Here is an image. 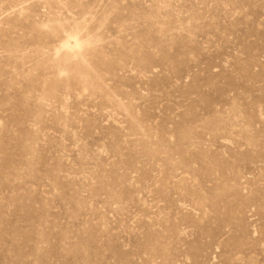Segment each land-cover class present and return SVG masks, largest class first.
I'll list each match as a JSON object with an SVG mask.
<instances>
[{"label":"rangeland","instance_id":"1","mask_svg":"<svg viewBox=\"0 0 264 264\" xmlns=\"http://www.w3.org/2000/svg\"><path fill=\"white\" fill-rule=\"evenodd\" d=\"M0 264H264V0H0Z\"/></svg>","mask_w":264,"mask_h":264}]
</instances>
